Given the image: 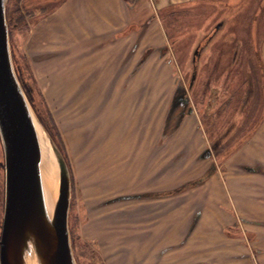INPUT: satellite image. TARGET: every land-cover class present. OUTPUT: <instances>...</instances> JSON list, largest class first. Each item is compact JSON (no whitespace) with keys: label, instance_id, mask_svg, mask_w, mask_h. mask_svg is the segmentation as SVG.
<instances>
[{"label":"rangeland","instance_id":"374dc122","mask_svg":"<svg viewBox=\"0 0 264 264\" xmlns=\"http://www.w3.org/2000/svg\"><path fill=\"white\" fill-rule=\"evenodd\" d=\"M64 1L6 0V20L69 168L76 263L264 264V206L247 211L264 199V0H144L122 51L93 30L33 57L30 33ZM2 207L0 166V228Z\"/></svg>","mask_w":264,"mask_h":264},{"label":"water","instance_id":"95a60500","mask_svg":"<svg viewBox=\"0 0 264 264\" xmlns=\"http://www.w3.org/2000/svg\"><path fill=\"white\" fill-rule=\"evenodd\" d=\"M0 140L5 169L0 264H77L68 224L69 168L16 75L6 0H0ZM44 154L56 173L51 201L42 177Z\"/></svg>","mask_w":264,"mask_h":264},{"label":"crops","instance_id":"0c3cea01","mask_svg":"<svg viewBox=\"0 0 264 264\" xmlns=\"http://www.w3.org/2000/svg\"><path fill=\"white\" fill-rule=\"evenodd\" d=\"M148 1V0H147ZM158 5V7H165L172 4L188 3L199 0H150ZM144 0H66L62 3V7L54 10L52 13L41 19L36 27L30 33L27 47L30 55H34L43 52L51 51H64L66 38L76 40L77 34L91 36L93 30L98 35H103V43L107 47L103 48L104 51L120 52L121 47V35L127 26L128 21L133 17L134 10L136 11V5L143 3ZM130 6V7H129ZM132 14V16H130ZM138 17H141L140 15ZM43 32L48 36H43ZM113 37L115 40H119L118 43H112ZM127 37L124 39L126 42ZM44 41V43H42ZM75 42V43H76ZM113 44L116 46L113 47ZM80 51L79 48L75 49ZM62 56V55H60ZM111 62V59L108 61ZM83 65H79V67ZM86 66H89L87 64ZM235 193L234 202L237 203L239 210L244 209L243 195ZM248 200V199H247ZM247 211L254 212L263 209L264 199L260 197L257 201L252 202L248 200ZM241 205V207H240ZM236 207V206H235ZM254 217V216H251Z\"/></svg>","mask_w":264,"mask_h":264},{"label":"bare ground","instance_id":"6f19581e","mask_svg":"<svg viewBox=\"0 0 264 264\" xmlns=\"http://www.w3.org/2000/svg\"><path fill=\"white\" fill-rule=\"evenodd\" d=\"M42 163V177L48 201H51L56 189V173L49 157L44 154Z\"/></svg>","mask_w":264,"mask_h":264},{"label":"flooded vegetation","instance_id":"af4514ba","mask_svg":"<svg viewBox=\"0 0 264 264\" xmlns=\"http://www.w3.org/2000/svg\"><path fill=\"white\" fill-rule=\"evenodd\" d=\"M220 26V24L218 23L216 25L215 28H218ZM1 148H2V145H1ZM2 152H3V148H2ZM3 154V160H4V153ZM1 160V163H0V166H1V169H2V172H3V207H2V221H3V210H4V182H5V169H4V161ZM2 229V224H1V228ZM0 235H1V231H0Z\"/></svg>","mask_w":264,"mask_h":264},{"label":"trees","instance_id":"16d2710c","mask_svg":"<svg viewBox=\"0 0 264 264\" xmlns=\"http://www.w3.org/2000/svg\"><path fill=\"white\" fill-rule=\"evenodd\" d=\"M18 78H19V80H20V82L22 84V87H23V89L25 91V94L27 95L28 99L32 102V97H31V94H30L29 87H27V84H25L23 82V80L20 78V76H18Z\"/></svg>","mask_w":264,"mask_h":264}]
</instances>
